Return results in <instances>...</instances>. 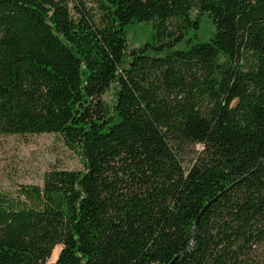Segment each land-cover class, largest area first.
Returning <instances> with one entry per match:
<instances>
[{
  "label": "trees",
  "instance_id": "16d2710c",
  "mask_svg": "<svg viewBox=\"0 0 264 264\" xmlns=\"http://www.w3.org/2000/svg\"><path fill=\"white\" fill-rule=\"evenodd\" d=\"M34 134L83 169L0 189V264H264V0H0V135Z\"/></svg>",
  "mask_w": 264,
  "mask_h": 264
},
{
  "label": "rangeland",
  "instance_id": "374dc122",
  "mask_svg": "<svg viewBox=\"0 0 264 264\" xmlns=\"http://www.w3.org/2000/svg\"><path fill=\"white\" fill-rule=\"evenodd\" d=\"M150 23L139 22L128 28L127 43L129 48L143 46L152 35ZM212 20L200 17L196 33L198 41H207L214 34ZM185 41L177 44L175 49H185ZM154 54V53H151ZM111 103L114 88L111 87L103 96ZM195 149L200 150L198 145ZM52 168L83 169L80 156L70 149L57 134H34L25 136L0 135V189L12 191L18 184H41L43 173ZM60 247L56 246L46 264L52 263Z\"/></svg>",
  "mask_w": 264,
  "mask_h": 264
},
{
  "label": "water",
  "instance_id": "95a60500",
  "mask_svg": "<svg viewBox=\"0 0 264 264\" xmlns=\"http://www.w3.org/2000/svg\"><path fill=\"white\" fill-rule=\"evenodd\" d=\"M221 194H222V193L218 194V196H216L213 200H211L208 204H206V205L203 207V209L200 211V213H199L198 216L196 217L195 225H197L200 216L202 215V213L204 212V210L207 208V206H208L211 202H213L214 200H216Z\"/></svg>",
  "mask_w": 264,
  "mask_h": 264
}]
</instances>
